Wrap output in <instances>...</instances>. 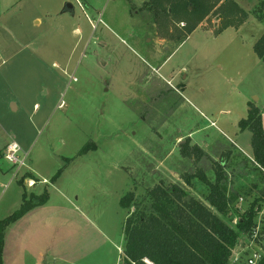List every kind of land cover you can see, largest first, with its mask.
<instances>
[{"label":"rangeland","instance_id":"374dc122","mask_svg":"<svg viewBox=\"0 0 264 264\" xmlns=\"http://www.w3.org/2000/svg\"><path fill=\"white\" fill-rule=\"evenodd\" d=\"M204 1L214 8L185 35L188 19L150 0H0V219L23 191L47 193L6 228L4 264H121L124 220L155 187L209 207L219 178L237 199L226 216L210 210L231 228L261 196L251 134L238 127L254 106L264 131V63L252 49L261 0H233L247 18L224 30V0ZM10 142L24 159L14 177ZM195 146L203 154L191 158ZM127 192L138 208L121 209ZM255 222L232 264L264 259V202Z\"/></svg>","mask_w":264,"mask_h":264},{"label":"trees","instance_id":"16d2710c","mask_svg":"<svg viewBox=\"0 0 264 264\" xmlns=\"http://www.w3.org/2000/svg\"><path fill=\"white\" fill-rule=\"evenodd\" d=\"M149 4L152 9L162 11L167 17L172 15L180 20L187 18L185 35H189L214 8L204 0H150ZM163 4L168 5V8ZM263 11L264 0H261L257 11L258 19L262 18ZM215 12L219 13L223 21L222 30L237 28L247 18V13L233 0H224ZM252 49L256 58L264 63V31ZM261 119L258 108L250 106L246 118L238 122V127L239 130H248L251 134L253 161L259 167L264 180V131ZM195 154L201 155L203 152L195 146L187 153L191 158ZM189 178L184 180L186 185H189ZM199 179L206 182L203 177ZM207 187L209 191L204 201L209 207L187 196L179 187H155L148 190L146 195L149 207L134 210L124 220L121 264H232L233 251L239 244L240 235L250 239L256 231L255 215L260 211V203L264 202V189L261 196L253 200L240 214L234 228H231L222 218L211 212L210 208L217 214L226 216L237 196L227 194L225 187L219 184V178L213 184L208 183ZM21 200L17 210L0 219V264H4L6 228L34 207L44 204L47 193L44 190L40 195H28L23 191ZM119 204L122 210L138 208L132 192L125 193ZM256 264H264V259L260 258Z\"/></svg>","mask_w":264,"mask_h":264},{"label":"built area","instance_id":"2783aa9c","mask_svg":"<svg viewBox=\"0 0 264 264\" xmlns=\"http://www.w3.org/2000/svg\"><path fill=\"white\" fill-rule=\"evenodd\" d=\"M18 152L19 148L16 143L10 142L5 146L3 157L6 161H8L12 166H15L16 171L13 174V177L16 175V172L23 166L24 159L18 158ZM32 183V182H31ZM31 183L29 182L28 186H31ZM33 184V183H32ZM255 234V233H254ZM255 236V235H254ZM260 259V255L257 254V252H253L252 255H250L246 259L247 264H256V262Z\"/></svg>","mask_w":264,"mask_h":264},{"label":"water","instance_id":"95a60500","mask_svg":"<svg viewBox=\"0 0 264 264\" xmlns=\"http://www.w3.org/2000/svg\"><path fill=\"white\" fill-rule=\"evenodd\" d=\"M62 13L73 14V6L70 3H65L63 6Z\"/></svg>","mask_w":264,"mask_h":264},{"label":"crops","instance_id":"0c3cea01","mask_svg":"<svg viewBox=\"0 0 264 264\" xmlns=\"http://www.w3.org/2000/svg\"><path fill=\"white\" fill-rule=\"evenodd\" d=\"M205 153H206V152H205ZM4 248H5V247H4V245H3V258H4V254H5V253H4ZM3 263H4V261H3Z\"/></svg>","mask_w":264,"mask_h":264}]
</instances>
